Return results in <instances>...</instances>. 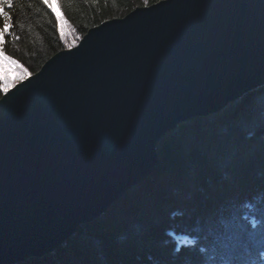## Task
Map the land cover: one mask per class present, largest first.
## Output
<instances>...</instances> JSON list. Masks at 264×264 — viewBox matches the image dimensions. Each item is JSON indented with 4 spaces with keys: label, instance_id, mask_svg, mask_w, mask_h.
Returning <instances> with one entry per match:
<instances>
[{
    "label": "water",
    "instance_id": "95a60500",
    "mask_svg": "<svg viewBox=\"0 0 264 264\" xmlns=\"http://www.w3.org/2000/svg\"><path fill=\"white\" fill-rule=\"evenodd\" d=\"M264 86V0H161L0 98V264L59 248L149 177L179 124Z\"/></svg>",
    "mask_w": 264,
    "mask_h": 264
},
{
    "label": "trees",
    "instance_id": "16d2710c",
    "mask_svg": "<svg viewBox=\"0 0 264 264\" xmlns=\"http://www.w3.org/2000/svg\"><path fill=\"white\" fill-rule=\"evenodd\" d=\"M159 1L60 0L53 7L66 21L62 35L43 0H14L6 10L19 39L6 37L5 51L19 63L4 62L0 98L90 28ZM157 152L152 174L104 214L52 253L17 264H261L264 86L179 124Z\"/></svg>",
    "mask_w": 264,
    "mask_h": 264
},
{
    "label": "snow or ice",
    "instance_id": "6c2138e0",
    "mask_svg": "<svg viewBox=\"0 0 264 264\" xmlns=\"http://www.w3.org/2000/svg\"><path fill=\"white\" fill-rule=\"evenodd\" d=\"M145 2L147 3L148 0H145ZM59 3L60 0H43V4L56 14L59 31L63 35L64 32L63 25L66 21H64L60 13L57 12L56 9L53 7L54 4H59ZM6 6L9 7L14 6V0H0V21H2V24H0V82H2L4 79V62L9 61L12 64L19 63L18 61L12 59V57L8 56L5 51V46L7 43L6 37L13 36L12 29L14 27V21L9 11L6 10ZM13 38L19 39V37L17 36H13ZM17 79H19V77ZM193 247H195V245H193ZM261 264H264V261H262Z\"/></svg>",
    "mask_w": 264,
    "mask_h": 264
},
{
    "label": "rangeland",
    "instance_id": "374dc122",
    "mask_svg": "<svg viewBox=\"0 0 264 264\" xmlns=\"http://www.w3.org/2000/svg\"><path fill=\"white\" fill-rule=\"evenodd\" d=\"M181 238L185 240V238H183V237H181Z\"/></svg>",
    "mask_w": 264,
    "mask_h": 264
}]
</instances>
